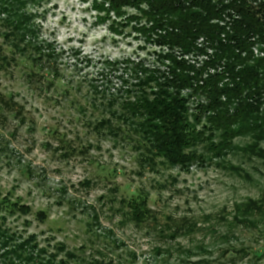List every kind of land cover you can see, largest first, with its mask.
<instances>
[{
	"label": "rangeland",
	"instance_id": "1",
	"mask_svg": "<svg viewBox=\"0 0 264 264\" xmlns=\"http://www.w3.org/2000/svg\"><path fill=\"white\" fill-rule=\"evenodd\" d=\"M4 1L0 227L9 246L39 252V264H264V138L205 120L194 124L192 165L154 150L134 105L151 92L143 73L163 68L162 50L135 30L140 11L28 0L17 14L29 18L15 27Z\"/></svg>",
	"mask_w": 264,
	"mask_h": 264
},
{
	"label": "trees",
	"instance_id": "2",
	"mask_svg": "<svg viewBox=\"0 0 264 264\" xmlns=\"http://www.w3.org/2000/svg\"><path fill=\"white\" fill-rule=\"evenodd\" d=\"M27 1L3 2L15 27L29 18L17 14ZM106 1L115 14L130 7L140 11L135 30L162 50L163 68L143 73L141 86L151 92L134 106L164 160L174 167L192 165L195 122L206 120L216 131L241 127L243 134L264 138V0ZM1 227L2 264L11 258L25 264L45 260L23 245L12 249Z\"/></svg>",
	"mask_w": 264,
	"mask_h": 264
}]
</instances>
